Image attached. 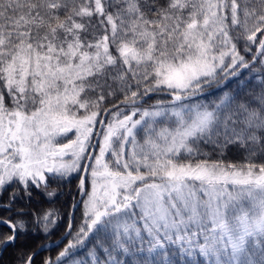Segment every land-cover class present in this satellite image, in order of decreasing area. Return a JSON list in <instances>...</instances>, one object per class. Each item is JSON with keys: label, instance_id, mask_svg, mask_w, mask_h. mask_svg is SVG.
Returning a JSON list of instances; mask_svg holds the SVG:
<instances>
[{"label": "snow or ice", "instance_id": "6c2138e0", "mask_svg": "<svg viewBox=\"0 0 264 264\" xmlns=\"http://www.w3.org/2000/svg\"><path fill=\"white\" fill-rule=\"evenodd\" d=\"M256 160L264 0H0V255L62 219L16 202L79 174L63 235L18 264H264Z\"/></svg>", "mask_w": 264, "mask_h": 264}, {"label": "trees", "instance_id": "16d2710c", "mask_svg": "<svg viewBox=\"0 0 264 264\" xmlns=\"http://www.w3.org/2000/svg\"><path fill=\"white\" fill-rule=\"evenodd\" d=\"M245 76H247V73H245ZM231 87L234 88L235 84L231 85ZM225 90L227 91V89ZM156 98L166 99V97L161 96L153 97V100H155ZM112 102L115 103L116 101ZM213 158L216 157L214 156ZM226 158L227 160H230L234 163L244 162L242 155L236 154L234 151L229 152ZM255 162L261 163L264 161L256 160ZM78 182V174L73 175V177H71L66 182H57L55 180H50L47 191L55 190L57 192V195L55 197L49 199L44 195L43 191H37L33 189V197L31 201H28L27 199H22L16 202L13 208V212L18 210H24L26 212L35 211L37 213H42L47 209H54L60 214V217L62 219L61 222L58 224V227L55 230L54 234L51 236L45 237L42 234L38 236H33L29 234L27 237H21L19 240H17L15 248H7L6 251L0 256V264H18V261L16 259L18 254H23L27 256L28 254L35 252L37 248H39L42 244L48 243L49 241H53L59 238V236L64 233L65 226L69 220V213L72 208V205L74 201L79 197V193L77 191ZM14 190H19L18 184H13L4 191L3 196L0 197V203H6L8 200L9 193ZM81 211L82 209L79 208L76 212L77 215L75 224L77 226L80 224L81 221ZM10 215H12V213L4 210L3 208H0V218L6 219ZM8 234H10L9 229L4 225H0V235ZM64 243H67V241H65ZM62 248L63 244H61L59 248L54 247L49 248L48 250H42V252H40L39 255L35 257L36 264H40V261L45 257L51 256L54 259L55 255Z\"/></svg>", "mask_w": 264, "mask_h": 264}, {"label": "water", "instance_id": "95a60500", "mask_svg": "<svg viewBox=\"0 0 264 264\" xmlns=\"http://www.w3.org/2000/svg\"><path fill=\"white\" fill-rule=\"evenodd\" d=\"M80 199H81V198H79L77 201H80ZM70 214H71V216H72V214H73V209H72V211H71ZM74 217H75V212H74ZM0 219H3V218H0ZM58 239H59V238H58ZM58 239H57V240H58ZM39 248H40V247H39ZM41 251H42V250H41ZM41 251H40V252H41ZM4 252H5V250H4ZM4 252H3V253H4Z\"/></svg>", "mask_w": 264, "mask_h": 264}, {"label": "rangeland", "instance_id": "374dc122", "mask_svg": "<svg viewBox=\"0 0 264 264\" xmlns=\"http://www.w3.org/2000/svg\"><path fill=\"white\" fill-rule=\"evenodd\" d=\"M71 137V136H70Z\"/></svg>", "mask_w": 264, "mask_h": 264}]
</instances>
